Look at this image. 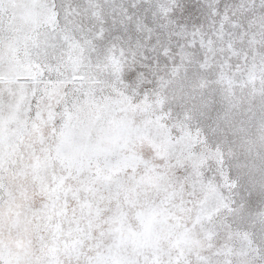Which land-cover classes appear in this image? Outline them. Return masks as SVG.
Here are the masks:
<instances>
[{
    "label": "snow or ice",
    "instance_id": "snow-or-ice-1",
    "mask_svg": "<svg viewBox=\"0 0 264 264\" xmlns=\"http://www.w3.org/2000/svg\"><path fill=\"white\" fill-rule=\"evenodd\" d=\"M0 264H264V0H0Z\"/></svg>",
    "mask_w": 264,
    "mask_h": 264
}]
</instances>
